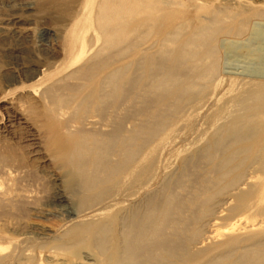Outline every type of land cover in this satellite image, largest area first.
Returning a JSON list of instances; mask_svg holds the SVG:
<instances>
[{
    "label": "bare ground",
    "instance_id": "bare-ground-1",
    "mask_svg": "<svg viewBox=\"0 0 264 264\" xmlns=\"http://www.w3.org/2000/svg\"><path fill=\"white\" fill-rule=\"evenodd\" d=\"M9 5L14 8L0 21V32L28 37L39 25L58 38L54 52L44 43L32 45L20 69L8 66L15 77L5 79L7 85L19 82L33 99L30 116L37 133L29 153L53 170L55 183L47 195L23 187L17 181L22 171L0 152V223L36 210L43 199L64 220L65 230L49 245L34 238L26 247L19 243L32 231L8 237L2 231L0 264L15 261V252L25 264H264V76L221 68L233 42L255 36L254 24L264 21V0H10ZM54 11L66 14L58 29L43 21ZM0 50L20 52L21 45L0 42ZM225 76V100L218 106L224 120L200 156L210 162L220 151L211 171L237 173L226 183L224 208L208 221L213 228L206 234L201 229L206 220L196 224L182 215L190 206L206 213L201 197L206 181L182 204L172 203L173 194L164 189L161 200L144 194L155 149L169 138L162 133L169 106L181 108L195 90ZM237 80L246 86L242 91ZM132 98L138 103L134 109ZM129 116L138 119L132 127ZM151 141L156 144L146 146ZM131 175L125 188L117 187ZM181 175L179 181L189 179L185 171ZM128 199L136 202L127 206ZM222 219L225 224L218 225ZM77 248L87 251L79 256Z\"/></svg>",
    "mask_w": 264,
    "mask_h": 264
},
{
    "label": "rangeland",
    "instance_id": "rangeland-1",
    "mask_svg": "<svg viewBox=\"0 0 264 264\" xmlns=\"http://www.w3.org/2000/svg\"><path fill=\"white\" fill-rule=\"evenodd\" d=\"M9 1L10 0H0V21H4L3 18L10 14L14 8L13 6L9 5ZM65 16L66 14L64 13V11H54L49 13L48 16L43 19V21L53 29H58ZM1 23L2 22H0V27H3L4 22L2 24ZM34 27L35 28L32 30V34H30L28 37L15 35L12 32H0V42L9 44L14 48H16L18 44L21 45L20 52L17 50H13L11 52L0 50V126L3 129H0L2 132L0 133V152H4L8 155L9 165H11L13 168H16V170L22 171L21 174L17 175V181L19 184H22V186L24 185L26 188L33 189L34 191L38 190L39 192L45 193V195H47L48 192L51 191V188L55 183L53 170L51 171L50 167L41 164L38 159H35V157L29 153V151L34 147L33 139L35 138L37 133L35 130L37 126L33 123L34 118L30 116L33 110L30 106V102L33 101V99L31 98V95H28L25 92V89L21 87L19 82H16L14 85H7V83L5 82V79L15 77L14 71L8 68V66L13 63L14 67L16 66L18 69H20L24 64L27 58V54L29 53V49L32 45H40L41 43H44L48 48L47 52L55 51V45H57L58 43V38L55 35L42 33L39 25H36ZM253 27V32L259 34H255V36L254 34H251V37H245L244 39H242V41L239 40L238 42H233V45L236 46V50L233 47L231 48V50H225V54L227 51L228 52L221 63V68L223 69V71L229 73L232 72L234 74L240 73L241 75L245 72L244 75L246 76H253L258 71L256 74L261 75L263 73L262 76H264V65H262L264 64V21L262 20L261 22H256ZM150 40L144 43V45L141 44L143 46L142 49L150 45ZM245 49L246 51H248V54ZM40 52L46 51L44 49H40ZM235 57L239 58L236 59ZM134 60L135 62L139 61L138 55L134 56ZM137 71L140 72L141 69L138 68ZM224 79V81L222 80L215 86H213L214 84L212 85V83L215 79L212 78L210 81V87H207L208 89L204 87L203 89H200L199 92L198 90H195L196 94H194L195 92L192 91V93L194 92V96L193 94H191L192 100L189 102L191 104L186 103L189 105H187L188 107L185 104L181 108L179 107L180 109H176L177 105L175 106L174 103L172 104V106H169L164 118V125L168 124L167 126H165L166 128H164V132H166V134L162 130L164 139L166 140V135L167 138H169L166 142H163L164 144L161 143V145H157V149H155L153 155L154 164L152 163L151 166V174L153 176L152 180L149 181L146 193L144 194V197L146 195L148 196V194L150 193H152L151 195L155 194V199L161 200L163 199L162 196H160L161 190L164 189L166 192H170L173 194L172 203L182 204L187 201V198L190 197L192 193L201 188L206 181L205 195L201 196L202 199H206V213L197 211L194 206L183 209V218L191 217L193 220L196 219L194 220L196 224L200 222L202 223L203 221L205 222V220L207 222H210L213 218L220 214L221 208H224V198L228 196L230 191L226 187V183L229 180L233 179L234 174L237 173L236 169L225 174H223V172L220 170H218V172L211 171V162L220 157V151H218L217 156L214 157V159L210 162L207 157L200 156L203 152V149L217 138V136L219 135V132L217 130L220 129L223 123L222 120H224L223 118H220L219 113L220 107H222L221 105L224 104L223 101L225 100V95H223V93L224 91H226L227 83L229 82L228 77L225 76ZM241 81L237 80V82L240 83L238 84L240 85L239 88H241L239 90L242 91L244 88L242 87L243 82ZM243 86L246 87L245 85ZM207 91L208 93H206ZM137 104L138 103H135L134 98H132V100L130 101L131 109L136 108ZM20 105L22 107V110H20L21 113L15 111V109H18L17 107ZM15 115H17L18 117ZM21 115L25 118V122L21 118ZM16 120H18V122ZM135 120L136 118L133 116L132 118H128L127 123L129 127H132V124L135 122ZM173 120L174 125H171L170 122H173ZM137 121L138 119L136 120V122ZM217 124L220 126H218ZM155 142L153 143V141H151V143H147L146 146L150 145L152 147V145H155L157 143ZM148 148H143V151H147L146 149ZM188 163H190V165ZM194 164H197V166H195ZM254 165L255 163H253L252 167H249L247 169V172L250 170L253 171L252 168ZM184 171L189 174V179L187 180L183 178L182 181H179L182 176L181 174ZM131 179L132 175L124 181L125 184L123 186L119 184V186L117 187L125 188L126 185L130 183ZM109 192H111L110 194H114L115 192H117V190L115 188L110 190ZM146 199H149V196ZM124 202L127 206H131L136 202V199H128ZM45 212H48L49 215H45ZM51 213L52 212L49 210V208L44 205V200L39 199L38 201H36V210H23L18 214L16 219L11 221V223L6 221L8 225L7 223L1 221L0 234L5 232L8 237V234L9 236H14L16 234H19L20 232L32 231L28 233L31 238L28 241L22 242L21 244L19 243L20 247L29 246L34 238L38 242L42 240L46 242V244L48 242L49 245L51 241L60 236L65 230V226L63 224L64 220L61 218V216H57L56 213L55 215ZM221 221H217L218 225L220 223V225L222 224L223 226V224H225L223 223L225 222V220L222 219ZM207 222L206 226L202 225L201 227L203 231H205L206 229V234L213 228L209 225V222ZM42 234H46L44 238L37 239L39 237H42ZM6 239L7 238L5 237V239H3V242H6ZM10 247L11 245L9 246V248L7 247L5 249V252L10 251V249H12V247ZM82 250L87 251V249L77 248L73 252L77 253L79 256H83L84 252L82 253ZM15 254L16 257L14 258L16 259L15 261L13 260L11 264L26 263V260L23 258L22 253L15 252ZM35 258L37 259V256H35ZM35 258H31L33 262L36 260ZM44 259L45 257L43 258V260Z\"/></svg>",
    "mask_w": 264,
    "mask_h": 264
}]
</instances>
